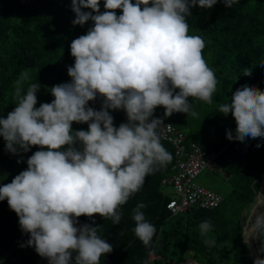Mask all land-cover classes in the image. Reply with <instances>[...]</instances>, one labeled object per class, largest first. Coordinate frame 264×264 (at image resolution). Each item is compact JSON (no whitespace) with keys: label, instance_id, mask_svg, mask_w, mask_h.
I'll list each match as a JSON object with an SVG mask.
<instances>
[{"label":"clouds","instance_id":"clouds-1","mask_svg":"<svg viewBox=\"0 0 264 264\" xmlns=\"http://www.w3.org/2000/svg\"><path fill=\"white\" fill-rule=\"evenodd\" d=\"M223 2L231 8L237 0ZM100 3L72 0L73 25L92 21L94 26L71 42L70 81L52 86L54 99L37 107L42 86L30 83V70H25L15 81V107L0 116L8 152L40 149L28 158L26 170L0 186V201L7 200L22 231L30 234L28 246L48 264H100L113 251L98 235L102 226H92L94 220L80 225L79 218L99 215L119 225L117 209L139 191L146 176L172 159L161 143L158 129L165 125L154 118L155 110L163 107L165 117L196 118L190 98L212 103L218 83L202 55L204 40L188 34L186 21L191 8L212 9L218 0H104L102 13ZM98 96L103 98L100 110L89 106ZM110 110L124 111L127 122L116 127ZM218 112L236 121L229 141L264 137V91L259 88L242 86L229 103H219ZM74 123L88 129L74 131ZM143 208L139 203L133 210L134 233L150 247L156 228ZM199 227L204 236L211 223ZM256 227H264V216ZM254 264H264V258Z\"/></svg>","mask_w":264,"mask_h":264},{"label":"trees","instance_id":"trees-1","mask_svg":"<svg viewBox=\"0 0 264 264\" xmlns=\"http://www.w3.org/2000/svg\"><path fill=\"white\" fill-rule=\"evenodd\" d=\"M100 9L101 13L105 11L104 0H101ZM190 11L191 16L186 17L188 34L204 40L203 58L218 81L213 105L217 114L210 118L200 115L193 118L184 113L165 117V109L158 107L154 118L163 119L164 123L183 132L187 143L194 142L208 153H219L217 170L228 178L232 191L216 209L196 210L186 217L188 222L190 219L200 224L210 222V231L238 248L249 264H254L248 244L244 242L241 216L256 201L260 190L264 174V137L229 141L227 133L231 131L235 135L233 125L230 126L234 117L221 114L218 108L219 103H229L232 94L244 85L264 91V0H237L231 8L218 0L212 9L197 6ZM121 14L117 10V15ZM75 18L72 0H0V116L6 117L17 103L14 85L21 72L30 70L29 82H40L42 86L37 93V107L54 99L49 92L52 86L70 81L68 67L75 62L70 52L71 42L94 26L92 21L74 26ZM245 69L252 74L245 76ZM102 103L103 98L98 96L89 106L100 110ZM110 114L116 127L127 122L122 110H110ZM72 127L74 131L88 129L87 124L74 123ZM161 143L172 159L146 176L139 191L117 209L122 217L119 225L99 215L79 218L80 225L92 224L94 220L92 226H102L98 235L112 245L113 251L101 257L100 264H146L153 253L157 257L163 254L166 243L161 238L162 230L172 219L167 209L170 196L162 188V182L172 175L176 156L171 144L162 139ZM257 144L261 146L258 148ZM38 150L33 147L27 153L14 155L6 150L5 141L0 137V186L11 183L16 175L26 170L28 158ZM139 203L145 205L142 209L145 218L156 228L150 247L134 233L132 215ZM187 230L183 252L191 240L189 227ZM29 239L30 234L22 231L19 217L10 209L7 200L0 201V264H48L34 247L28 246ZM258 239L264 249V227ZM152 264L164 263L157 259Z\"/></svg>","mask_w":264,"mask_h":264},{"label":"rangeland","instance_id":"rangeland-1","mask_svg":"<svg viewBox=\"0 0 264 264\" xmlns=\"http://www.w3.org/2000/svg\"><path fill=\"white\" fill-rule=\"evenodd\" d=\"M50 90V89H49ZM214 94L212 97V103L201 102L200 100L192 99L193 110L196 108V112L200 117L210 118L211 115L216 116L217 111L214 112L213 105L215 103ZM201 105V106H199ZM235 120V119H234ZM230 126L233 125V121ZM198 182L211 190H214L224 197L228 196L232 191L228 182V178L219 170L204 171L198 178ZM252 205L249 206L241 216V222L243 226L247 223L250 225L247 227L249 230V239L253 242L257 233V238L260 230L254 233L252 225L254 217H260L264 212V205H257L251 213ZM183 218H175L166 222L164 229L162 230L161 238L165 240V248L163 254L158 256L157 259L164 264H249L248 258L243 257V253L235 248L231 243L222 241L217 233L209 231L206 235L202 236L200 231V223L196 219H190L188 217L181 216ZM190 231L191 240L188 243V248L183 252V244L185 240V234ZM257 228V227H256ZM258 229V228H257ZM214 240V244H206L205 241ZM259 240V239H258ZM260 243V241H259Z\"/></svg>","mask_w":264,"mask_h":264},{"label":"built area","instance_id":"built-area-1","mask_svg":"<svg viewBox=\"0 0 264 264\" xmlns=\"http://www.w3.org/2000/svg\"><path fill=\"white\" fill-rule=\"evenodd\" d=\"M165 126H161L158 132L163 141L173 146L176 156L172 175L162 182V188L170 196L167 209L171 213V219L187 216L196 210L216 209L224 201V196L202 186L198 178L204 171L218 169L219 153H208L194 142L187 143L183 132L173 125ZM236 127L234 120V132ZM157 258L153 253L146 264H152Z\"/></svg>","mask_w":264,"mask_h":264},{"label":"water","instance_id":"water-1","mask_svg":"<svg viewBox=\"0 0 264 264\" xmlns=\"http://www.w3.org/2000/svg\"><path fill=\"white\" fill-rule=\"evenodd\" d=\"M256 199L258 200L259 206L264 205V174L262 175V180L260 183V190H259V193H258V196ZM251 213H252V211H251ZM249 225L250 224L247 223L245 226H243V237H244V242L248 244L249 251L253 256V261H254L257 257L262 258V254H261L262 249H261V244L259 243V240L257 238V233L255 235L253 242L249 239V237L247 235V227ZM258 230L259 229L254 231V233L257 232Z\"/></svg>","mask_w":264,"mask_h":264},{"label":"bare ground","instance_id":"bare-ground-1","mask_svg":"<svg viewBox=\"0 0 264 264\" xmlns=\"http://www.w3.org/2000/svg\"><path fill=\"white\" fill-rule=\"evenodd\" d=\"M257 205H258V200L256 199V201L252 204L251 211H253V210L256 208ZM260 216H264V212H263L262 215H260ZM256 221H257V217H254V218H253V221H252V225L256 224ZM258 229H259V228H258ZM256 230H257V228H256V227H253V231H256ZM249 233H250V231L248 230V231H247V235H248V237H249Z\"/></svg>","mask_w":264,"mask_h":264}]
</instances>
